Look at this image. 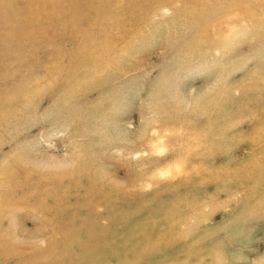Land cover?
Here are the masks:
<instances>
[{
	"label": "rangeland",
	"instance_id": "1",
	"mask_svg": "<svg viewBox=\"0 0 264 264\" xmlns=\"http://www.w3.org/2000/svg\"><path fill=\"white\" fill-rule=\"evenodd\" d=\"M0 264H264V0H0Z\"/></svg>",
	"mask_w": 264,
	"mask_h": 264
}]
</instances>
